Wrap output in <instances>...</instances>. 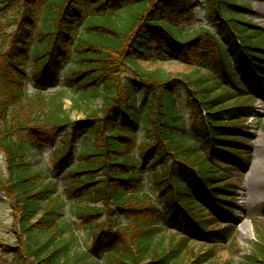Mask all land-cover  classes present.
<instances>
[{
	"label": "trees",
	"instance_id": "1",
	"mask_svg": "<svg viewBox=\"0 0 264 264\" xmlns=\"http://www.w3.org/2000/svg\"><path fill=\"white\" fill-rule=\"evenodd\" d=\"M195 2L0 0V26L4 19L15 28L0 32L9 40L0 50V189L14 237L0 248L12 264H214L212 248L197 250L187 231H166L161 207L170 211L167 221L208 239L232 234L230 226L209 228L197 195L206 193L223 210L235 196L232 172L244 160L252 106L236 91L240 82L227 62L234 57L248 86L262 87L264 34L229 8L237 0H208L218 33L208 26L172 33L169 26ZM10 7L15 13L6 17ZM164 38L189 65L222 67L228 84L199 70L176 76L144 66L164 60L156 48ZM180 90L184 98L176 97ZM74 112L84 118L73 120ZM47 147L49 166H34ZM63 170L68 202L55 195ZM259 231L247 264H264Z\"/></svg>",
	"mask_w": 264,
	"mask_h": 264
},
{
	"label": "rangeland",
	"instance_id": "2",
	"mask_svg": "<svg viewBox=\"0 0 264 264\" xmlns=\"http://www.w3.org/2000/svg\"><path fill=\"white\" fill-rule=\"evenodd\" d=\"M263 5L262 9L264 10V0H260ZM256 0H237L236 6H229L231 10L239 11V16L242 22L248 24L250 27H259L264 34V15L259 16L254 11L257 8ZM192 9L187 11L185 14H181L178 17L177 25H170L169 29L174 34H179L181 32L189 31L192 33L193 30H197L202 26H208L211 29H214L215 32L218 33L217 27L214 24L210 23L208 17L209 11V3L208 0H197V2L192 4ZM16 8L10 7L6 12V17L13 15L15 13ZM264 14V13H263ZM4 19H2V25L0 26V32L7 31L8 34L12 33L15 29L14 27H5ZM3 36V35H2ZM9 45V40L6 37L0 36V50L4 51L7 49ZM170 40L168 38H164L163 49L161 45H156V48L160 53L163 54L164 60L158 63L153 61L143 62V65L149 68H153L156 66H161L171 72L173 75L183 74H191L195 75V71L199 70L201 74L216 77L221 79L223 84H228V80L224 75L222 67L216 65L214 63L206 64V66H202L201 68L189 65L186 61L182 60L177 54H173L169 51ZM30 60V61H29ZM29 65H33L34 60L28 59ZM227 67L232 70V73L236 75L237 79L240 82L239 90L236 91L243 96L247 97V101L251 104L252 110L249 114V117L245 121L244 125V135L242 136L243 142V153L244 162L242 165L236 167L233 170L232 182L235 186L233 191L235 192V196H228L227 206L236 205L241 200V187L247 183V179L245 178L246 172L251 167L253 161H255L256 157L259 154H264V83L262 87L258 89H252L248 86L247 76L243 75L241 70L240 63L231 57V59L227 62ZM127 76H132L131 73H127ZM29 91H34V86L31 82V79L28 81ZM176 97H185V92L183 90L175 91ZM66 101V106L69 107L71 102L69 100ZM97 104H101V99L97 100ZM182 113L184 119L187 121L189 125L194 123L191 119L190 110L182 109ZM120 117V112L118 107L113 109L112 118L118 119ZM84 115L82 113L77 114L74 112L72 114V119H82ZM60 134H67V127H62ZM144 134V132L142 133ZM81 144V143H79ZM204 151L208 152L209 147L205 144L202 145ZM51 148L47 147L42 152V156H40L39 160L34 162V166L45 167L49 166V158H50ZM250 159L248 160V158ZM217 162L220 165H226L221 158H216ZM248 160V162H247ZM6 171V160L3 151L0 149V176L4 174ZM255 176L264 179V172H255ZM59 179L58 189L55 192V195L61 194L65 197L66 201L72 200L69 193L65 192V188L71 184L68 180V176L66 170L60 172L57 177ZM246 199L244 203H246V208H238L233 210L231 217L234 218L235 222L232 223L234 229H232V234L227 235L223 238H217L216 240H211L205 237L203 234L198 232H191L189 230H185L184 225H179L177 222L172 223L167 221L168 214L170 213L166 207L162 206L161 211L166 214L165 219H163V224L166 228V231L171 234H180L182 235L187 231V235L191 237V244L195 246L198 250H206L212 248L214 250L215 256L212 261L214 264H247V258L252 254L253 250L259 244V236L257 232V228L260 230V233L264 234V198L259 201L252 197L249 194H244ZM198 201L205 207V213L210 220L209 228H224L227 226L226 221V211L222 208H217L213 205L209 196L206 193L197 195ZM231 203H230V202ZM235 214L238 216L235 217ZM67 218L71 219L69 215H66ZM229 217V216H228ZM178 218L182 222L186 220L185 214H182L181 211L178 212ZM240 220V221H238ZM73 222H76L75 219H72ZM13 223V218L11 216V210L9 208L8 202L5 200V195L0 189V243H11L14 242V237L11 231V226ZM230 224V222H229ZM231 225V224H230ZM0 248V264H12L13 256L9 253L4 252Z\"/></svg>",
	"mask_w": 264,
	"mask_h": 264
},
{
	"label": "bare ground",
	"instance_id": "3",
	"mask_svg": "<svg viewBox=\"0 0 264 264\" xmlns=\"http://www.w3.org/2000/svg\"><path fill=\"white\" fill-rule=\"evenodd\" d=\"M256 2L258 6L254 13L259 16H263V3L260 0H256ZM255 172H264V154H259L258 157H256L255 161H253V163L251 164L249 170L246 172L245 176L247 179V183H245L241 187V200L236 203L237 207L246 208V203H244V200L246 199V197H244V194L246 193L259 201L264 198V179L255 176Z\"/></svg>",
	"mask_w": 264,
	"mask_h": 264
}]
</instances>
